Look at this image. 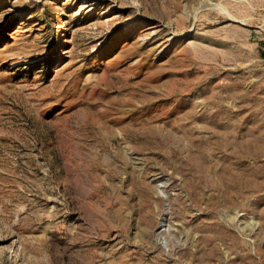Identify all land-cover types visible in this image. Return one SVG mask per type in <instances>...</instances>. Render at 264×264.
<instances>
[{
	"label": "rangeland",
	"instance_id": "374dc122",
	"mask_svg": "<svg viewBox=\"0 0 264 264\" xmlns=\"http://www.w3.org/2000/svg\"><path fill=\"white\" fill-rule=\"evenodd\" d=\"M0 264H264V0H0Z\"/></svg>",
	"mask_w": 264,
	"mask_h": 264
}]
</instances>
